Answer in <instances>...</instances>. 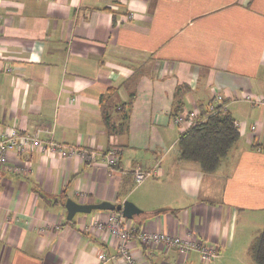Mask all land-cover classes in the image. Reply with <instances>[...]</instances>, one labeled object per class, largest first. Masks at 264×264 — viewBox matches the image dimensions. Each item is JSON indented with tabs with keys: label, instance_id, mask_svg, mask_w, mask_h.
<instances>
[{
	"label": "crops",
	"instance_id": "crops-1",
	"mask_svg": "<svg viewBox=\"0 0 264 264\" xmlns=\"http://www.w3.org/2000/svg\"><path fill=\"white\" fill-rule=\"evenodd\" d=\"M0 15V130H41L44 142L84 152L8 155L20 172L0 168V264H124L115 238L85 230L111 212L67 221V199L129 201L144 213L131 220L137 234L218 253L202 263L135 235L139 264H254L248 249L237 253V219L264 213V107L244 100L264 98V0H0ZM216 94L240 138L204 173L179 158L171 119L205 112ZM155 166L158 177L137 186L133 172Z\"/></svg>",
	"mask_w": 264,
	"mask_h": 264
},
{
	"label": "built area",
	"instance_id": "built-area-1",
	"mask_svg": "<svg viewBox=\"0 0 264 264\" xmlns=\"http://www.w3.org/2000/svg\"><path fill=\"white\" fill-rule=\"evenodd\" d=\"M2 25V17L0 15V29ZM244 100L254 106L264 107V98H256L251 95H246ZM227 112L224 98L221 94H216L211 102L206 107L205 112L199 109L184 111L177 113L171 119L172 125L180 128L182 132H186L193 127L204 122L209 116L217 112ZM235 127L241 130V125L235 123ZM255 127H252L254 130ZM41 130L33 133L20 132L15 129L0 130V168L7 172L19 173L17 167L13 168L7 164L8 155L14 153L17 156L28 155L34 151H41L51 156L60 158H70L73 156H84L82 149L75 147H65L55 142H44L40 138ZM119 151L115 148L109 149L103 156L104 165L110 169L118 164ZM89 158V157H86ZM158 177V169L155 166L151 170L133 172V178L136 185L142 184L149 178ZM85 230L90 232L96 231L99 234L106 232L111 237L116 239V249L118 256L124 264H139L131 254L129 249L131 239L136 235L138 240L143 245L163 246L165 251L176 250L179 254L186 256L189 252L195 251L199 255L202 263L213 261L218 253L214 247L199 243L198 241L181 238L178 236L169 235L162 232H140L137 234V228L131 220L124 219L120 214L111 212L101 219L93 220ZM101 259H105L101 254Z\"/></svg>",
	"mask_w": 264,
	"mask_h": 264
},
{
	"label": "trees",
	"instance_id": "trees-1",
	"mask_svg": "<svg viewBox=\"0 0 264 264\" xmlns=\"http://www.w3.org/2000/svg\"><path fill=\"white\" fill-rule=\"evenodd\" d=\"M103 120L108 125L109 117L106 114ZM239 138V131L231 115L228 111H219L181 134L177 144L179 158L197 163L204 173H214ZM247 252L254 264H264V230L253 239Z\"/></svg>",
	"mask_w": 264,
	"mask_h": 264
},
{
	"label": "water",
	"instance_id": "water-1",
	"mask_svg": "<svg viewBox=\"0 0 264 264\" xmlns=\"http://www.w3.org/2000/svg\"><path fill=\"white\" fill-rule=\"evenodd\" d=\"M66 220L72 221L75 215H89L93 211L114 212L120 214L124 219L134 220L137 217H142L143 212L139 210L133 203L125 201L117 205L101 202L98 204H79L71 199L65 202Z\"/></svg>",
	"mask_w": 264,
	"mask_h": 264
},
{
	"label": "rangeland",
	"instance_id": "rangeland-1",
	"mask_svg": "<svg viewBox=\"0 0 264 264\" xmlns=\"http://www.w3.org/2000/svg\"><path fill=\"white\" fill-rule=\"evenodd\" d=\"M155 178H149V180ZM169 196L168 194H165ZM163 196V197H166ZM97 212L93 211L92 213ZM264 230V213H245L237 219V253H242L241 248L248 249L253 239ZM233 251V249L231 250ZM248 251V250H247ZM234 253V251H233Z\"/></svg>",
	"mask_w": 264,
	"mask_h": 264
}]
</instances>
